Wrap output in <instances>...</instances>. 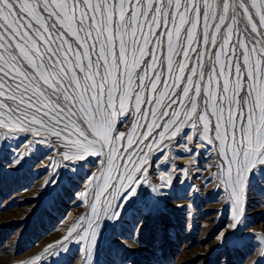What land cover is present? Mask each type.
Instances as JSON below:
<instances>
[{
    "label": "snow or ice",
    "instance_id": "obj_1",
    "mask_svg": "<svg viewBox=\"0 0 264 264\" xmlns=\"http://www.w3.org/2000/svg\"><path fill=\"white\" fill-rule=\"evenodd\" d=\"M133 107L147 132L134 140L140 125H133L128 144L139 147L126 150L125 171L113 177L116 141L125 138L123 132L114 137V128ZM209 109L228 160L226 183L243 213L242 185L264 166V0H222V7L211 0H0V125L24 131L27 124L37 134L67 137L69 152L78 153L75 160L64 154L72 164L107 146L108 171L94 179L105 186L119 180L125 189L113 219L137 194L133 185L146 163L141 153L158 143L154 130L162 128L160 142L188 125L195 132L198 114L207 134ZM83 219L68 227L63 241L79 235ZM233 219L231 228L241 221ZM91 235L95 243L96 233ZM85 252L90 255L91 248Z\"/></svg>",
    "mask_w": 264,
    "mask_h": 264
},
{
    "label": "rangeland",
    "instance_id": "obj_2",
    "mask_svg": "<svg viewBox=\"0 0 264 264\" xmlns=\"http://www.w3.org/2000/svg\"><path fill=\"white\" fill-rule=\"evenodd\" d=\"M211 2L222 7V0ZM244 23L238 18L240 29ZM199 104L202 113L203 98ZM224 108L227 116L226 102ZM208 120L207 134L198 114L192 121L195 132L188 125L176 137L169 132L160 142L162 128L154 130L158 143L151 150L143 149L144 171L133 185L137 194L125 203L118 220L112 214L125 189L119 188V180L105 186L102 179H94L108 171L107 146L102 152L97 147L100 154L90 155L86 162L72 164L64 154L75 160L78 153L69 152L67 137L43 130L37 134L27 124L24 131L19 125H0V264H264V166L250 173L246 187L242 185L244 212L240 213L226 183L228 160L216 139L211 109ZM137 122L134 140L147 132L135 108L123 123L116 122L113 136L123 132L125 138L116 141L119 155L113 177L125 171L123 164L130 154L126 150L134 153L139 147L127 140ZM77 127L87 129L80 121ZM86 134L92 139L90 129ZM205 136L211 142L202 140ZM235 172L233 166V178ZM234 215L241 221L231 228ZM81 217L79 235L63 241L68 227ZM86 248H91L90 255Z\"/></svg>",
    "mask_w": 264,
    "mask_h": 264
}]
</instances>
